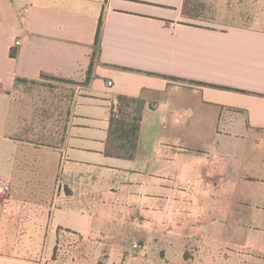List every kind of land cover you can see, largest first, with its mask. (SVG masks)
<instances>
[{
	"label": "crops",
	"instance_id": "crops-1",
	"mask_svg": "<svg viewBox=\"0 0 264 264\" xmlns=\"http://www.w3.org/2000/svg\"><path fill=\"white\" fill-rule=\"evenodd\" d=\"M187 3L0 0V264H264V0L213 28ZM101 19L64 141L8 136L17 79L87 81Z\"/></svg>",
	"mask_w": 264,
	"mask_h": 264
},
{
	"label": "rangeland",
	"instance_id": "rangeland-1",
	"mask_svg": "<svg viewBox=\"0 0 264 264\" xmlns=\"http://www.w3.org/2000/svg\"><path fill=\"white\" fill-rule=\"evenodd\" d=\"M227 1L228 5L224 4V0H188L186 13L194 19L187 18L188 23L213 28L221 23L220 19L226 6L231 12V19L234 14L238 15V23L250 21L252 0ZM87 85L86 80L63 81L49 76L37 81L19 83L14 91L8 136L38 146L59 145L67 136L77 99L83 95ZM68 243L63 244L65 252L70 254L79 250L80 247L73 248L72 241Z\"/></svg>",
	"mask_w": 264,
	"mask_h": 264
},
{
	"label": "trees",
	"instance_id": "trees-1",
	"mask_svg": "<svg viewBox=\"0 0 264 264\" xmlns=\"http://www.w3.org/2000/svg\"><path fill=\"white\" fill-rule=\"evenodd\" d=\"M102 28H103V19L100 20L99 23V27H98V31H97V36H96V41H95V53L93 56V60H92V64L91 67L88 71V78H87V84L89 83L90 79H91V74H92V69L94 66V60L96 58V56L98 55L99 52V48L101 45V40H102ZM18 46V45H17ZM12 56L16 57L17 53L16 52H12ZM45 77V76H43ZM57 79V78H56ZM27 80H21V79H17V85L21 82H26ZM123 103H127L128 99L127 98H123ZM134 123L129 126L128 124H126L125 121V115L124 112H122V110L120 111V114L117 117H112L111 118V126H115L116 130L114 131V135L115 139L117 138V140L119 141V139L121 140H126V144L124 145L123 143H117V144H113L111 145V149L109 150V152L112 153L115 152L116 154L122 155L125 154V156H132L133 155V151H135L136 147H137V140H138V133L140 130V122H141V115L139 114V117H136L134 119Z\"/></svg>",
	"mask_w": 264,
	"mask_h": 264
},
{
	"label": "built area",
	"instance_id": "built-area-1",
	"mask_svg": "<svg viewBox=\"0 0 264 264\" xmlns=\"http://www.w3.org/2000/svg\"><path fill=\"white\" fill-rule=\"evenodd\" d=\"M110 85H112V83H110ZM5 191L9 192L10 189L8 186L5 187ZM145 249V245L141 244L139 242H135L131 245L130 249H129V257L133 260H137V258L141 255V253L143 252V250Z\"/></svg>",
	"mask_w": 264,
	"mask_h": 264
}]
</instances>
